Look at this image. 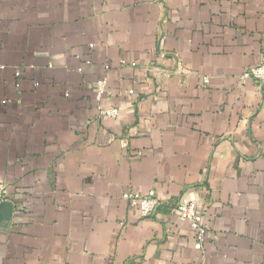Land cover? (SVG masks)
Here are the masks:
<instances>
[{
	"label": "crops",
	"instance_id": "crops-1",
	"mask_svg": "<svg viewBox=\"0 0 264 264\" xmlns=\"http://www.w3.org/2000/svg\"><path fill=\"white\" fill-rule=\"evenodd\" d=\"M261 62L264 0H0V264H264Z\"/></svg>",
	"mask_w": 264,
	"mask_h": 264
},
{
	"label": "built area",
	"instance_id": "built-area-1",
	"mask_svg": "<svg viewBox=\"0 0 264 264\" xmlns=\"http://www.w3.org/2000/svg\"><path fill=\"white\" fill-rule=\"evenodd\" d=\"M166 37L164 35L159 36L158 42H161ZM240 79L243 82L253 81L260 87L264 86V62L255 64L246 68L241 74ZM207 81V79H205ZM105 80H99L97 82V94L101 96L104 92ZM131 92V91H130ZM119 113L117 107H109L107 109L100 108V116L116 117ZM9 195V187L5 182H0V204L7 200ZM123 198L126 199L130 206L137 210L140 217H148L156 214L158 208L162 205V201L156 196L153 190H149L146 193L136 192L133 190L126 191L123 194ZM170 209L177 211L178 215L190 222V226L194 231L195 243L194 246L197 249H201L204 245V237L207 230V225L203 220L206 210L198 208L193 202H176Z\"/></svg>",
	"mask_w": 264,
	"mask_h": 264
},
{
	"label": "water",
	"instance_id": "water-1",
	"mask_svg": "<svg viewBox=\"0 0 264 264\" xmlns=\"http://www.w3.org/2000/svg\"><path fill=\"white\" fill-rule=\"evenodd\" d=\"M9 204V207H10V209L12 210L13 209V205H12V203H8ZM8 217V216H7Z\"/></svg>",
	"mask_w": 264,
	"mask_h": 264
}]
</instances>
